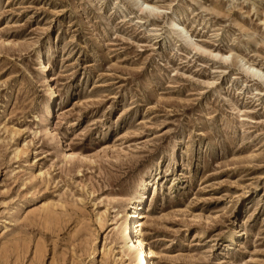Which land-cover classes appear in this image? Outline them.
<instances>
[{"label":"rangeland","instance_id":"rangeland-1","mask_svg":"<svg viewBox=\"0 0 264 264\" xmlns=\"http://www.w3.org/2000/svg\"><path fill=\"white\" fill-rule=\"evenodd\" d=\"M248 65L264 0H0V264H137L149 183L152 264H264Z\"/></svg>","mask_w":264,"mask_h":264},{"label":"bare ground","instance_id":"bare-ground-1","mask_svg":"<svg viewBox=\"0 0 264 264\" xmlns=\"http://www.w3.org/2000/svg\"><path fill=\"white\" fill-rule=\"evenodd\" d=\"M141 6L149 7L151 5H149L145 1H142ZM173 27H179L177 20L173 22ZM248 68L262 73L261 71H259V69H256L250 65H248ZM262 74L264 76V73ZM149 186H151V183L146 185L141 200L139 204H137L138 206L134 211H132V205H128L126 207V219L122 226V236L125 241V245L129 246V248H131L135 252L137 264H152V257L154 256V252L146 245V242L139 235L142 231V220L145 218L143 212L144 207L142 205L144 204V201L148 196L147 190Z\"/></svg>","mask_w":264,"mask_h":264}]
</instances>
